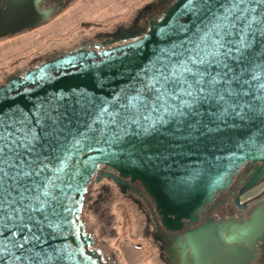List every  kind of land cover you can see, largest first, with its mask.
Returning <instances> with one entry per match:
<instances>
[{
    "label": "water",
    "instance_id": "obj_1",
    "mask_svg": "<svg viewBox=\"0 0 264 264\" xmlns=\"http://www.w3.org/2000/svg\"><path fill=\"white\" fill-rule=\"evenodd\" d=\"M43 1L7 0L0 12V38L49 20L57 7L41 10ZM206 24V18L191 12L187 0H176L158 23H150L144 36L123 35V40L132 41L101 53L67 54L23 78L8 80L0 88V117L15 115L39 131L36 119L54 113L61 117L65 129L60 144L45 161L48 167L36 178L42 187L26 193L24 201L43 205L28 215L35 225L33 232L40 237V247L51 256L46 264H99L98 258L87 253L90 239L82 237L79 229L83 195L98 165L139 182L169 229L180 228L182 219L195 220L194 213L215 198L226 178L238 174L243 163L262 164L246 189L264 172V100L257 102L255 111L245 109V116H237L231 109L222 114L214 103L201 104L193 118V122L200 121L198 130L186 128L170 139L167 133L173 132L174 124L163 129L166 135L157 132L148 136L136 125L124 123L123 117L135 111L136 102L149 95L145 85L152 82L156 71L174 64L181 58L178 54L187 55ZM255 57L244 76L250 81L244 89H252L244 102H255L256 88L264 84V69L256 66L264 64L260 50ZM253 73L256 80L251 78ZM148 103L149 109L136 113L145 127L142 115L152 120L159 115L151 111L150 100ZM161 142L171 145L165 163L148 155V150H155ZM43 156H49L46 148ZM257 221L255 218L251 224V234L258 230ZM0 231L7 235L3 222ZM247 238L252 235L243 237ZM192 240L196 258L190 264H246L249 260L242 250L216 245L204 230ZM4 255L7 259V253Z\"/></svg>",
    "mask_w": 264,
    "mask_h": 264
},
{
    "label": "snow or ice",
    "instance_id": "obj_2",
    "mask_svg": "<svg viewBox=\"0 0 264 264\" xmlns=\"http://www.w3.org/2000/svg\"><path fill=\"white\" fill-rule=\"evenodd\" d=\"M187 4L194 15L208 21L199 30V41L187 49V55L178 54L181 58L174 64L158 69L152 82L145 85L149 95L123 117L125 124L136 125L148 136L157 132L166 135L163 129L169 124H174L173 132L167 133L169 139L186 128L198 130L200 121L193 122V118L204 103L216 104L222 114L231 109L237 116H245V109L255 111L257 102L264 100L261 84L255 102L243 101L252 91L243 85L250 83L244 76L257 59L255 52L260 50L264 57V0H187ZM256 66L264 69V64ZM251 78L256 80V73ZM149 100L151 111L159 115L155 120L142 115L145 127L136 113L149 109ZM238 108L241 111H236ZM35 125L39 131L15 115L0 117V222L7 232L0 231V264H46V259H51L40 247V237L33 232L35 225L28 215L43 205L24 201L26 193L42 187L36 178L48 167L45 161L60 144L65 129L61 117L54 113L37 118ZM170 147L161 142L155 150H148L149 158L165 163ZM45 148L49 156H43Z\"/></svg>",
    "mask_w": 264,
    "mask_h": 264
},
{
    "label": "flooded vegetation",
    "instance_id": "obj_3",
    "mask_svg": "<svg viewBox=\"0 0 264 264\" xmlns=\"http://www.w3.org/2000/svg\"><path fill=\"white\" fill-rule=\"evenodd\" d=\"M176 0H154L139 9L131 21L123 26L103 29L94 25L90 34L75 36L50 51L42 49L36 55L18 60L4 73L0 88L8 80L23 78L32 70L62 56L80 51L101 53L144 36L151 22L158 23ZM76 0H44L41 10L57 7L45 23L15 35L0 38L6 44L36 32L62 16L75 5ZM7 0H0V12ZM22 61V62H21ZM262 164L245 162L231 174L229 184L215 193V198L194 213L195 220L182 219L180 228L169 229L162 223L153 199L139 182L121 178L105 165H98L85 189L79 219L82 237L88 236L87 253L93 254L99 264H190L196 254L192 237L198 231L212 235L221 248L239 249L249 258L246 264H264V172L246 189ZM258 218V230L250 233L253 220ZM83 224V226H80ZM252 235V238L243 237ZM236 264H239L238 262Z\"/></svg>",
    "mask_w": 264,
    "mask_h": 264
},
{
    "label": "rangeland",
    "instance_id": "obj_4",
    "mask_svg": "<svg viewBox=\"0 0 264 264\" xmlns=\"http://www.w3.org/2000/svg\"><path fill=\"white\" fill-rule=\"evenodd\" d=\"M152 1L76 0L71 9L46 27L9 43H0V83L14 62L34 56L41 49L50 51L65 45L75 36L90 34L94 25L107 30L121 23L126 26L139 9Z\"/></svg>",
    "mask_w": 264,
    "mask_h": 264
}]
</instances>
